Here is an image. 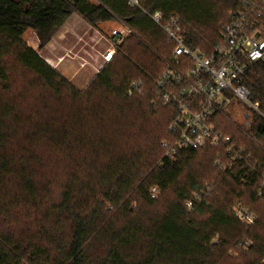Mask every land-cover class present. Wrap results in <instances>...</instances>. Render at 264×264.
Segmentation results:
<instances>
[{"label":"trees","instance_id":"16d2710c","mask_svg":"<svg viewBox=\"0 0 264 264\" xmlns=\"http://www.w3.org/2000/svg\"><path fill=\"white\" fill-rule=\"evenodd\" d=\"M97 1L0 0V216L24 206L40 213L35 228L20 233L0 223V264H224L242 250L244 264H264L258 173L245 162L215 166L222 146L183 149L173 158L162 147L176 137L169 127L177 109L153 102V79L166 67L155 52L170 56L176 44L143 11H160L164 23L178 18L184 43L209 54L234 14L260 0ZM74 13L92 26L121 20L132 30L84 90L28 43L35 34L42 49ZM129 39L146 61L126 46ZM241 83L264 113V63L252 65ZM137 111L150 126L148 117L160 116L162 129L139 124ZM218 125L264 165L262 118L251 128L254 139L224 115ZM44 186H62L60 200ZM244 195L253 224L234 211Z\"/></svg>","mask_w":264,"mask_h":264},{"label":"built area","instance_id":"2783aa9c","mask_svg":"<svg viewBox=\"0 0 264 264\" xmlns=\"http://www.w3.org/2000/svg\"><path fill=\"white\" fill-rule=\"evenodd\" d=\"M129 4L140 7L138 0H129ZM143 11L176 44V54L167 60L165 69L153 79L157 90L153 102L177 109L169 127L176 137L162 142L166 155L173 158L183 149L222 146L223 151L218 152L215 166L227 170L234 162H245L258 173L260 189L264 191V165L258 161L253 163L252 154L234 143L218 125V117L226 116L227 106L233 98L248 108L242 115L245 126L238 127L249 137L254 139L251 128L255 118L264 120L259 103L252 101L249 89L241 83L252 65L264 63V0L246 2L244 10L235 13L232 20L224 25L221 40L209 54L193 50L184 43L178 34V18L164 23L160 11ZM129 32L132 30L128 26L113 30L111 45L103 54L104 65L112 61L117 46ZM142 83V80L131 83L129 94L138 90ZM225 156L230 158L228 164L223 160ZM157 194L158 188L153 187L151 197L155 198ZM192 204V201L187 202L188 207ZM234 211L244 223H254L255 215L248 207L239 204Z\"/></svg>","mask_w":264,"mask_h":264},{"label":"rangeland","instance_id":"374dc122","mask_svg":"<svg viewBox=\"0 0 264 264\" xmlns=\"http://www.w3.org/2000/svg\"><path fill=\"white\" fill-rule=\"evenodd\" d=\"M88 1L92 3L98 2L97 0H88ZM125 26L126 24L124 23V21L121 20H112L109 22L100 23L97 26H92L88 22H86L83 19V17L80 16L78 13H74L70 17V19L65 23V25L62 26L52 38V42L50 43L51 52L54 51L56 53L57 51H61L64 57L68 58L67 64H70L69 68H67L66 63H64V65L66 64V68L70 71V74L77 71V74H79V78L84 79L86 75L89 74V67L83 66L86 64L85 58L88 59V57H90L91 59H93L94 62L98 61L99 65L103 67L104 66L103 54L105 53L106 49L111 45V40H112L111 34L113 30L123 29L125 28ZM128 34H130V32ZM135 35L139 36L138 34ZM28 43L33 48L39 50V52L43 56L50 54V52H48L47 49H44V47L42 49H39L38 37L35 34L29 38ZM118 46H117V53L119 51ZM126 46H130V48L134 49L135 52H139L137 53V55L140 61L147 60V56L142 51V49H140V47L136 45L135 40L129 39L126 43ZM85 48L88 49L89 53L92 52L93 58L91 57V54L85 51ZM176 52L177 51H175L174 49V51L170 56L164 53L160 54V52L157 53L155 52V54H157V56L161 58V62L165 64L168 59H170L173 55L176 54ZM69 59H72L74 61L76 60L78 63H73ZM67 69L64 70L65 71L64 73H66ZM60 70H63V68H60ZM67 74L68 73H66L65 75ZM21 78H22V72L19 70L17 74L18 82L15 86L16 87L15 89L17 90H20L23 85L24 77L23 79ZM94 78L91 80V82L94 80ZM73 84H75L76 87H80V88H82L84 85L82 82H75ZM246 110H248V108L243 107V105L238 99L233 98L228 104L226 110L225 117L228 119V124L232 126L234 125V127L241 130L239 127L245 126L242 115L243 112ZM136 117H140L139 124L144 125L149 129L152 130L157 129L158 131H160V129H162L163 127L162 125H160L161 123H163V119L160 116H156V117L152 116L151 118L148 117L150 121H153L155 123L154 125L151 126L150 123L143 121L141 112L137 111ZM235 124H237V126ZM123 134L124 133H122V136ZM204 171L206 172V175L209 173L208 168ZM58 173H60V171L57 169L56 174ZM44 187L46 188V190H49V192L52 194L51 196L52 199L54 198V200L56 201L60 200L62 186H44ZM240 189L244 191L246 190L245 187H241ZM239 204L248 207L251 210V203L249 201L248 195H244L241 201L235 203L234 207ZM136 205L137 204H133L134 207H136ZM253 205L257 209L262 210V204L255 203ZM13 210L14 211L9 215L0 216V223L2 226H4L5 228H10L11 230H14L17 233H20L24 230L27 231V229L30 226L35 228L34 226L35 222L33 221L35 218L38 217V215H40V213H36L34 209L27 206L18 207ZM247 258L248 256H246V254L243 253V250L242 253L239 251H235L233 256L231 255L230 257H227L225 259L224 264H244V261Z\"/></svg>","mask_w":264,"mask_h":264},{"label":"crops","instance_id":"0c3cea01","mask_svg":"<svg viewBox=\"0 0 264 264\" xmlns=\"http://www.w3.org/2000/svg\"><path fill=\"white\" fill-rule=\"evenodd\" d=\"M51 42H52V40L44 47V49H47V51L50 52L49 55L44 56L45 59L47 60V62L49 64H51L54 68H56L62 75H64L65 77L68 75L66 78H68L72 83L82 82L84 84L82 88H80V87H77V88L84 89L85 87H87L90 84L91 80L102 69V66L99 65L98 61L94 62L93 59L88 57V59L85 58L86 64L83 66L89 67V74H87L84 79L79 78V74H77V71L70 74V71L67 69L70 66V64H67L68 58L64 57V55H63V53H61V51H57L56 53L54 51L51 52V48H50ZM85 51L87 53H89L88 49H86V48H85ZM89 54H91V57L93 58L92 52ZM69 60L72 61L73 63H78L76 60L75 61L72 59H69ZM64 63L67 64V68H66V64L64 65ZM60 68H63V70H60ZM66 69H67L66 73H68L67 75H65L66 73H64L65 72L64 70H66ZM98 69H100V70H98Z\"/></svg>","mask_w":264,"mask_h":264}]
</instances>
